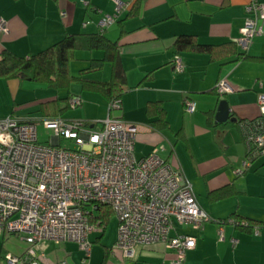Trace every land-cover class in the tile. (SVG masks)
<instances>
[{
	"label": "crops",
	"instance_id": "1",
	"mask_svg": "<svg viewBox=\"0 0 264 264\" xmlns=\"http://www.w3.org/2000/svg\"><path fill=\"white\" fill-rule=\"evenodd\" d=\"M115 1L0 0V18L10 28L7 35L0 34V51L29 58L67 36L103 33L118 43L127 76L122 110L113 113L105 97L84 91L77 84L69 91H57L28 79H0V120L13 117L38 122L44 118H62L83 121L90 126L96 124L94 129L99 130L102 125L95 120L105 121L112 116L141 125L136 156L143 158L155 148H163L161 157L183 170L198 204L211 219L200 230L184 225L175 228L173 235L196 239V248L187 253L186 264H264V157L255 159L243 175L236 174L243 168L248 154L238 122L260 117L264 120L258 104L259 96L264 95V62H235L232 57L212 60L208 54L187 52L180 55L185 70L177 73L173 66L174 44L180 36H194L204 45L237 43L245 25V7L249 0H134L114 23L101 30L99 23L107 15L116 14ZM258 1L264 3V0ZM247 53L253 58H264V34L253 41ZM104 57L101 51H77L70 71L77 76L89 68L92 60ZM97 75L100 78H93ZM111 75L112 68L106 64L101 72L88 77L107 82ZM221 80L229 82L233 88L231 93L218 95L216 87ZM68 96L81 97L80 107L85 101L102 103L100 99H104L108 111L96 117L86 112L70 120L64 118L65 113L59 117L44 115L46 103ZM187 98L196 103L192 114L184 110ZM222 100L228 101L237 123L216 124ZM149 103H161L168 130L152 128V119L147 114ZM31 108L38 109V117L31 115L28 111ZM66 144L67 141L61 143L63 147ZM73 144L79 151L87 149ZM229 219L255 225L249 229L219 224ZM255 228H259L258 235ZM221 229L224 239L220 237ZM103 237L104 234L97 242ZM63 243L68 244L43 242L36 246L37 256L43 257L41 264H76L71 246L75 243ZM29 248L22 238L0 235L2 262L5 255L23 256ZM106 251L109 257L105 264H172L175 258L163 244L138 246L131 260L125 259L114 247Z\"/></svg>",
	"mask_w": 264,
	"mask_h": 264
},
{
	"label": "built area",
	"instance_id": "2",
	"mask_svg": "<svg viewBox=\"0 0 264 264\" xmlns=\"http://www.w3.org/2000/svg\"><path fill=\"white\" fill-rule=\"evenodd\" d=\"M116 3V14L107 15L99 23L101 30L114 23L120 12L131 6ZM246 21L237 45L247 53L253 41L264 34V3L249 0L245 7ZM89 23H85V27ZM10 32L9 23L0 18V34ZM174 70H185L181 56L173 61ZM233 91L226 80L216 87L219 96ZM258 104L264 115V95ZM71 109L82 105L79 96L68 101ZM122 110L121 100L109 104L110 113ZM184 110L192 114L196 103L187 98ZM52 133L48 145L39 143L38 122L10 117L0 120V235L22 238L29 249L23 256L5 255L4 264H41L34 248L43 242L76 243L91 257L90 236L100 230L99 219L104 207L119 221L114 250L131 260L138 246L163 244L175 258L172 264H186L187 253L196 248L192 236L173 235L176 225L200 230L211 221L200 207L181 168H175L155 148L149 155L136 156L137 136L141 125L109 116L101 129L83 121L46 118L41 121ZM248 122V121H247ZM248 156L238 176L243 175L253 160L264 156V122L259 119L241 124ZM75 142L81 151L61 145ZM96 219V221H97ZM236 227L249 223L234 219L219 222ZM254 232L258 235L259 228ZM220 237L224 239L223 230Z\"/></svg>",
	"mask_w": 264,
	"mask_h": 264
},
{
	"label": "trees",
	"instance_id": "3",
	"mask_svg": "<svg viewBox=\"0 0 264 264\" xmlns=\"http://www.w3.org/2000/svg\"><path fill=\"white\" fill-rule=\"evenodd\" d=\"M174 49L176 56L187 52H197L210 55L212 60L232 57L235 62L248 60L264 62V58H253L248 53L242 52L237 43H227L218 46L204 45L199 43L196 37L188 35L178 37L175 41ZM77 51H101L105 54V57L101 60H92L89 68L74 76L70 71V64L74 60ZM106 64H110L112 68L110 81H95L88 77L89 74L94 72H101ZM0 79H28L45 84L57 91H69L73 85L77 84L84 91L101 94L109 102L121 100L127 88V76L118 43L112 42L103 33L67 36L50 48L29 58L17 56L7 50L0 51ZM69 99L70 96L62 100L46 103L43 108L44 115L50 117L63 115L66 110L70 109L68 105ZM147 114L152 119L153 129L158 131L169 129L166 112L161 103H149ZM259 119L264 122L263 118L260 117L252 120H240L238 124L252 123ZM111 214L109 208L104 207L100 218H96L97 221L96 219L92 220V223H99L102 234L105 233ZM254 225L250 223L246 228L250 229ZM108 257L109 253L106 251L102 264L107 262Z\"/></svg>",
	"mask_w": 264,
	"mask_h": 264
},
{
	"label": "rangeland",
	"instance_id": "4",
	"mask_svg": "<svg viewBox=\"0 0 264 264\" xmlns=\"http://www.w3.org/2000/svg\"><path fill=\"white\" fill-rule=\"evenodd\" d=\"M106 74V73H105ZM98 77H93V78H100V75H97ZM104 76V75H103ZM106 77V76H105ZM104 77V78H105ZM77 88V87H75ZM61 94H66V93H61ZM98 98V97H97ZM101 98V97H100ZM102 103L95 102V101H90L87 102L85 101V105L80 108L76 109H70L66 110V113L64 114V118L66 119H78L79 117H82V115H85L86 112L90 115H93L96 117V115L100 114H105L108 111L107 106L105 105L104 99H100ZM30 107V106H27ZM38 109L31 108L28 111L33 115V117H38ZM27 112V111H25ZM41 121V120H39ZM38 121V140L40 144L43 145H48L51 141L52 138V133L48 132L45 127L42 125L41 122ZM96 122L99 123V125H102L103 120H95ZM68 144L64 146L67 149H70L72 151H79V147L75 146L73 142L67 141ZM264 156H261V158ZM260 158V157H259ZM118 226H119V221L116 215L111 214V217L109 219L108 226L106 227L104 237L100 240V242H97V239L102 236V231H97L93 232L90 236V241L93 244V252H92V257L89 260H85V254L79 252L77 248V244H72V252L75 254V263L76 264H102L104 257H105V252L106 249H112L117 242L118 238ZM178 227V224L176 225ZM17 237V236H16ZM54 243V242H51ZM68 243H61L62 246L67 245ZM77 245V246H76ZM79 247V246H78ZM0 264H3L1 258H0Z\"/></svg>",
	"mask_w": 264,
	"mask_h": 264
},
{
	"label": "water",
	"instance_id": "5",
	"mask_svg": "<svg viewBox=\"0 0 264 264\" xmlns=\"http://www.w3.org/2000/svg\"><path fill=\"white\" fill-rule=\"evenodd\" d=\"M227 122L237 123L238 119L232 117V111L228 101L222 100L216 113V124H225Z\"/></svg>",
	"mask_w": 264,
	"mask_h": 264
}]
</instances>
